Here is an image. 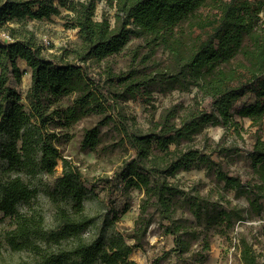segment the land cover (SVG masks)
<instances>
[{
    "label": "trees",
    "instance_id": "obj_1",
    "mask_svg": "<svg viewBox=\"0 0 264 264\" xmlns=\"http://www.w3.org/2000/svg\"><path fill=\"white\" fill-rule=\"evenodd\" d=\"M55 1L68 11L64 26L78 29L80 43L45 55L31 22L61 15ZM97 1L0 0V212L11 219L12 228L3 234L9 249L31 257L21 264H137L131 256L144 245L154 207L161 221L169 223L165 234L175 237L170 252L186 253L190 245L179 234L174 206L186 194L174 181L183 171L205 168L226 188L247 193L251 212L259 216L264 210V33L259 26L264 0H107L117 10L115 27L107 17L94 20ZM133 36L145 40L134 50L133 62L140 58L144 68L155 62L154 71L133 66L116 73L107 65L98 79L83 70L81 65L88 62H108ZM159 50L169 54L162 69L154 60ZM19 60L32 73L28 107L10 86L12 75L18 83L25 75ZM193 88L198 89L196 107H166L148 132L119 110L120 101H142L154 108L155 91L181 93ZM247 95L255 102L237 110ZM66 98H73V103L64 107L60 102ZM206 100L211 106L199 107ZM234 112L257 128L251 132L249 152L257 176L253 187L228 174L212 153L192 145L209 126L236 127ZM93 114L105 118L85 130L84 150H96L100 126L114 123L120 140L136 151L116 175L126 189L144 192L136 227L125 234L108 229L118 215L102 226L89 215L85 179L58 149L56 131ZM60 162L62 175L52 184L47 177L55 174ZM46 198L55 210L51 223L42 201ZM200 200L199 196L190 202L198 223L203 217ZM222 216L231 223L230 213ZM239 250L242 264H264L248 239H241Z\"/></svg>",
    "mask_w": 264,
    "mask_h": 264
},
{
    "label": "rangeland",
    "instance_id": "obj_2",
    "mask_svg": "<svg viewBox=\"0 0 264 264\" xmlns=\"http://www.w3.org/2000/svg\"><path fill=\"white\" fill-rule=\"evenodd\" d=\"M55 4L61 11V15L43 19L41 22H31V26L38 32L40 41L45 45V55L56 54L63 47L72 48L75 43H80L78 29H67L64 26L63 16L68 14V11L60 7L58 1H55ZM104 17L108 18L112 27L117 25V10L111 7L107 0H98L94 20L100 22ZM261 20L259 26L264 33L263 14H261ZM130 39L129 44L108 62H88L81 65L83 70L95 77L99 73L103 74L107 65H110L116 73L127 72L133 66L147 73L154 71L155 62H150L147 68L139 66L140 58L133 62L134 50L142 47L145 40L135 36ZM141 52L146 54L147 50L142 48ZM168 59L169 54L162 50H159L158 55L154 57L161 69L168 63ZM18 65L25 75L21 83H18L12 75L10 86L19 91L22 95V104L28 107L26 97L30 90L32 73L24 61L19 60ZM197 93V88L181 93L168 90L166 93L155 91L153 93L154 108L142 101L127 100L120 101L119 110L131 122L135 120V124L140 129L148 132L151 122L158 120L166 107L172 105H182L186 109L196 107ZM199 97L201 98V95ZM72 101L73 98H66L60 103L67 107L73 103ZM254 102L255 97L247 95L239 103L237 110L243 105ZM205 106L210 107L211 102L206 100L199 105L201 108ZM184 110H181V114ZM234 113H236L234 117L236 127L209 126L195 138L192 145L212 153V159L222 162L228 174L240 176L244 185L253 187L257 184V176L253 172L249 152L253 148L251 132H256L257 128L251 127L252 121L249 118L242 119L237 112ZM104 118L102 115L93 114L70 128H59L56 131L59 134L58 149L63 158L79 167L85 179L89 191L86 201L89 215L98 218L99 226L110 223L113 215H118L117 220L109 225L108 229L125 234L136 227V222L141 215L140 205L144 192L126 189L116 175L123 161L135 156L136 151L120 140L121 137L115 130L114 123L100 126L101 142L96 150L89 151L82 148L85 130L98 125ZM171 148L175 149V146L172 145ZM59 164L55 174L47 177L52 184L62 175L63 164L61 162ZM174 181L179 183L183 191H186V194L175 200L174 206L177 210L175 219L180 222L179 234H183L184 239L189 242V249L181 255L170 252L176 245L175 237L165 234V227L169 223L161 221L160 213L154 207L150 211L153 224L146 235L143 247L134 250L132 260L137 264H242L239 245L241 239L246 238L257 251L262 262L264 261V210L259 216L251 212L247 193L240 194L234 189L226 188L224 183L218 182L215 174H207L205 168L183 171ZM199 196L202 199L199 202L203 206V217L200 223L195 220L190 211V202ZM42 201L48 221L51 223L55 211L53 205L47 198ZM125 207L129 208L126 213L123 212ZM224 211L231 214V223L223 218ZM10 220L0 212V264H21L22 261H28L31 257L27 253H13L5 243L3 234L12 228ZM128 241L130 244L135 243L132 239Z\"/></svg>",
    "mask_w": 264,
    "mask_h": 264
}]
</instances>
